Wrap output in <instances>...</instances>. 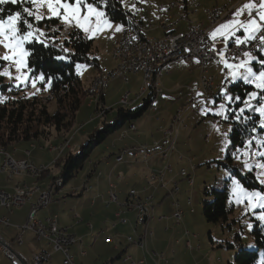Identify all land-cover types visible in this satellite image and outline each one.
I'll return each instance as SVG.
<instances>
[{
    "label": "rangeland",
    "instance_id": "374dc122",
    "mask_svg": "<svg viewBox=\"0 0 264 264\" xmlns=\"http://www.w3.org/2000/svg\"><path fill=\"white\" fill-rule=\"evenodd\" d=\"M118 1L121 3V6L123 8L132 10V12H134L138 16L147 17L148 15H151L154 16L156 19H158L162 13V9L165 6H167L168 3L175 2L176 0L173 1L172 0H118ZM60 3L61 4L68 3L75 6L76 0H60ZM87 4H93L98 11L105 13L104 1L101 2L100 6H97L92 1L85 0V2L80 5L81 17L87 14ZM19 5L21 8V10L19 11H22L24 7H29L32 9L34 13L31 19L28 16H26V14L24 16V18L27 19L28 22L32 25V28L31 29L27 28L26 31H31L33 33V38L29 41H26L23 44V49L25 51H27L26 44L28 42H31L33 40L46 42L48 41L49 38L48 34L51 33H55L52 39L57 38L59 42H61L62 39L66 38L67 33L71 29H78L82 31V33L86 35L88 38L92 39L93 47L91 51V57L97 58V62L99 66L101 68H108V70L115 67L116 61L113 58L114 47L125 28L120 23L112 21L104 15L103 17L100 18L101 23L107 20L111 26L110 27L103 26L97 30L96 18L95 16H92L90 17L89 26L95 30V34L93 35L92 32H85L82 28L77 27L75 18H70L69 20H65L63 8L59 9L60 12L59 16H53L51 10L48 8L47 0H43V2L37 6H33L28 3L19 4ZM55 6L56 5L54 3V7ZM7 15H5L4 18H6ZM35 15L41 16L42 19L37 21L35 19ZM51 19H56L57 22L52 23ZM117 26H120L119 31H117ZM56 32L58 34H56ZM20 34L22 35L23 32ZM5 55L11 56L12 51L6 48L3 44H0V73L8 71L11 74L10 76L1 75L3 77V82L6 83L8 86L7 87L8 92L22 87L23 88L21 92L22 95L24 93L26 96L29 97L36 96L41 98L38 99L39 102H45L43 97H45L47 94L48 82L39 79L41 74H30L27 65V57L25 58L26 66L21 70V72L27 74L28 78L25 81L20 82L15 79L17 75L21 74V72H18L16 69L15 58L13 60H3L2 57ZM261 58H264V50L261 51L260 55H250V56H245L244 59H240V61L241 60L246 61L247 67H250L252 69L253 75L250 78L253 79L254 81H255V76H258L260 71H264V66H262L260 63ZM77 65H80L81 67L77 68ZM247 67L242 69L241 72L242 75L248 74ZM208 68H209V64H208ZM75 69L76 72L79 74V77L82 80L83 84H86L90 76L92 74L94 75L97 71L95 67L87 66L84 63H76ZM184 71L186 72V75H182V76H180L181 74H177V73L171 75L168 74L169 76L167 77L169 79V82L174 81L175 79H177V77L180 76L179 85H182L188 79L196 78V76L198 75V70H194L193 72H188V69L185 68ZM140 76L141 73H137L135 75L127 74L128 77L127 82H125L121 76L111 78L109 80L108 86L104 90L105 93L104 107L105 109L112 107V109L105 116L102 115L98 116L97 112L95 111V107H96L95 101L93 103H89L90 97L88 95L85 96L80 108L76 112V116L74 119L75 124L73 123V126L68 135L69 140L71 139V136L77 131V129L81 128L84 125L81 124L83 122H89L94 120V122L91 125L87 127L86 126L83 127L84 130L88 131V129L90 128L92 130L93 127H95L98 123L101 124L102 121H104V119H112L111 118L112 115L116 113L117 108L121 105V102L117 104V100L119 99L120 96L124 95L127 92H130L131 95L138 94L139 91L138 89L140 88V86L143 85V80ZM33 80H35V85H33L32 83ZM240 81L243 85L250 86V90L248 95L244 98L242 104L239 105L237 109L235 108V104L239 102L240 99L236 100L235 97L237 96L240 97V96L231 92L228 89L229 84H226L223 85L222 87V98L224 97L226 99L225 103H222L221 102L222 100H219V102L216 105L213 104L205 105L206 102L203 100L205 102L204 103L200 99L199 101L200 104L197 108L192 109V107L191 108L188 107L186 109V106L185 105H184L185 107L183 106L184 104L183 98L179 99L177 95H175L174 98H170L169 97L170 95H168L167 92L165 91L163 94H160L158 99L152 102L151 106L148 107L140 116L142 117V119L144 118L145 120H150L153 123V125L150 126V128L153 131L156 125L158 129L160 125L161 126L170 125L172 121L171 119L173 117H176L177 115L180 117L182 115L186 116L185 119L187 120L185 121V125H186L185 129L186 131L190 130V135H191L190 146L187 147V150L190 149L188 155L190 156L193 154L197 155V159L192 163L193 166H190L191 163H189V160L186 158L183 160H179L176 164L174 163L175 165H173V163L170 161V158H168L169 159L168 162L173 167V172H172L173 177H172V183L169 184L168 188L162 189V193H164L165 195V197L164 196L163 197L164 199L166 198L167 200H165V202L160 205V207L163 208L160 211V215L162 214L164 216H167L169 215V213H171V204L172 201L174 202L176 200V197L179 200L180 206L183 207L182 209L184 211V213L181 216L179 225L173 223L174 221H172V219L166 222L167 226L170 228L169 233L170 235L172 234L173 240L180 239L179 245L178 244L176 245L177 247H176L175 256H173L175 261H172L170 258H168L169 264H173V263L174 264H229L231 258L233 257V249L227 248V246L228 244L234 243L235 232H240L244 237H248L249 231L251 229L249 228V225H252L254 221H258L261 224L264 223V221H260L257 219L258 215L262 210L259 208L253 209L248 203L249 200L248 196L245 195V192L255 191V192H260L261 194H264V192L261 191L260 188L246 187L239 180L238 177L232 174L233 167L223 166V163H225L226 161L225 152L229 144V135L232 130L231 119L230 118L225 119L224 117L225 115L229 117L230 113L237 111V113L233 118L234 120H238L236 119V116L239 115L246 120H251L252 122H255V126L252 127L253 134L245 140V143L242 147H238L235 150L236 152L233 153L232 165L234 167L239 168L242 173L251 172L254 175L255 180L258 183H261L260 178H258V172L260 170L257 169L255 165L258 163H264V159L258 157L255 154L257 152L264 151V147H261L260 144L258 143V141L264 140V130L261 129V114L255 111V109L264 106V89H257L255 86V82L245 83L242 78L236 79L233 83L235 84ZM17 84H19L18 87L16 86ZM200 87H201V83H200ZM4 92L5 91L0 90V96H4L7 94V92L5 93ZM252 92H256L257 96L250 98L249 94ZM177 94L182 95L180 94V92ZM228 97H233V99L230 101ZM212 100L213 99H211L210 102H212ZM244 101H248L251 107L246 108ZM141 103H142V99H140L135 106L140 105ZM153 104L155 106L154 109L152 108ZM222 104L225 106L224 111H221L220 109V106ZM240 108L245 109L243 113L239 112ZM47 109L49 112L54 111L55 109L54 100L50 99V101L47 103ZM155 109L157 110L156 115H158L157 118L159 120H156L154 118ZM209 109H211V111H209ZM245 111H248L251 114L248 115L245 113ZM253 114L256 115L258 118L252 120L251 118H253L252 117ZM214 118H219V121L215 125L212 124ZM125 125L127 126L126 123L123 126ZM157 128H155V130ZM120 129L121 128L111 132L109 135H111L114 132L116 133L119 132ZM209 130H212V134L210 137V143L206 144L203 142V138ZM51 134L52 135L48 140L46 141L40 140L38 142H35L34 146L25 142L18 143L16 145L18 152L13 153V157L15 156L14 158H16V156L17 157L20 156L21 152L24 149H28L30 151V156H28L30 161L35 162V164H37L36 162H43V164H46L45 166L48 167L49 169V170L47 169V172L49 171L48 173L49 177H54L58 175L60 171V164L56 165L54 163L56 162L58 157L60 158L63 157L65 153L64 152L60 153L59 151L57 152L53 150L54 148H51V150L55 151L54 154L47 149L50 143L51 144L56 143L58 140L57 139L58 137H56L55 133H51ZM109 135L106 137V139L109 137ZM250 140L252 141L251 146L248 145V142ZM153 141H157V140H153ZM103 146H104V142L102 141L100 144L94 147L83 167L78 171V173L74 177H72L69 181H67L64 184L63 186L64 189L80 183L82 179L81 177L89 170V160H92V157L93 158L96 157V155L102 151ZM77 149L78 148L73 146L71 152L77 151ZM8 152H12L11 149H8ZM244 152H248V155L247 156L242 155V153ZM203 153H207L205 156L206 158L203 156L204 155ZM245 160H247L249 164L253 165L251 171L243 167V161ZM51 163L52 165H50ZM182 168L185 169L188 175L192 178V184H188V179L185 176L179 175V171ZM22 175L30 176L25 173H20L12 177H8V175L4 173V176L3 175L0 176L3 177L6 176L8 179L13 178L14 180H18L21 178ZM234 179L240 182L241 187L243 188L244 191L242 192L233 191L235 187L233 184ZM1 180L3 179L1 178L0 182ZM165 180H167V177L165 178ZM226 181H228L229 186L231 185L230 188L231 195L228 199V204L229 206L232 203L234 204L233 212L232 211L229 212L230 213L229 217L226 220L227 224H231V228H228L226 223L207 222L205 221L202 214V200L205 197L204 190H210L211 188L221 189ZM175 182L177 183V188L173 190ZM20 185L23 184L14 185L10 190H7L6 188H2V187L0 189L12 191L14 187ZM24 185L25 186L23 187L26 188L28 187L29 189H32L36 184L29 186L24 183ZM188 200L189 203H187ZM158 216H159L158 213H156V217ZM161 230L163 232V228ZM185 230L189 232V235L180 236V234L177 233V232H183ZM128 236H131L133 238L138 237L135 234H129ZM162 237H163L162 238L163 241L168 240V235H164V236L162 235ZM185 240L190 241L191 244L190 250L187 249L188 247L186 248L187 244ZM88 241L89 239L85 238V243ZM159 242H157L153 246L148 245V249L150 253L154 251L155 254H161L160 251H162L161 250L162 248H160L161 243ZM29 243L30 240L28 242L24 241L25 246L23 247L27 248ZM251 247H253V245ZM150 253L147 254L149 255ZM163 256L166 257L165 255ZM104 259L105 256L97 260V264L104 263L105 261ZM0 264H12V262L8 258H6L3 253L0 252Z\"/></svg>",
    "mask_w": 264,
    "mask_h": 264
},
{
    "label": "crops",
    "instance_id": "0c3cea01",
    "mask_svg": "<svg viewBox=\"0 0 264 264\" xmlns=\"http://www.w3.org/2000/svg\"><path fill=\"white\" fill-rule=\"evenodd\" d=\"M248 3H253L255 5V7L251 10V13H249V11L245 9L239 16H236L235 19L244 22H247L249 19H255L259 24L264 26V23L259 20L257 12L260 0H257V2L245 0L241 3H236L235 0H199L195 4L190 3V6L187 7L186 10L184 9L186 15L185 18L180 19H178L179 14L182 11L180 6L169 7V3L162 9V13L158 19L151 15H148L147 17L138 16L134 12L133 15L135 20L141 25L142 32L145 35H152L157 38H163L168 32H185L189 24H206L208 21L206 10L211 6L225 8L228 7V5L234 4V7L228 12L229 18L227 19L226 13L225 19L227 20L215 24L209 30L208 34H210L219 25L226 23L230 19H233L236 10L241 9L245 4ZM148 18L154 19L152 25H148ZM161 24H165V26L167 27H161ZM236 34L240 35L241 38H243L244 36L243 30L238 31ZM209 37L211 36L209 35ZM232 42H234V39L229 40V42L225 44L223 42V39L219 35L215 39V44L218 48H223ZM220 53H223V51L220 50L217 57L209 61L205 67L207 69L206 73L212 76L214 82L219 85L220 94H218V96L221 95L222 97L223 85H230L234 81L229 75L230 71L232 70L225 66L223 62L225 57L223 55L222 58ZM239 61L240 59L235 62L228 63L239 64ZM185 68L188 69V72L198 70V75L196 76V78L188 79L182 85H179V77L182 75H186V72L184 71ZM242 69H239L240 73L242 72ZM97 72L98 70L94 75L92 74L90 76L85 86H89L91 79L97 74ZM137 73L141 72L128 74L135 75ZM174 73L181 75L174 81L169 82L167 76ZM200 76L201 73L198 68V60L196 58H192L190 60L176 59L172 61L170 63L169 71L164 72L159 79L160 91L154 94L152 102L156 101L159 95L163 94L166 91L167 94L170 95V98H174L175 95H177L179 99L183 98V106L185 105L186 109L188 107H192L190 103L186 102V99L192 97L193 93H195L196 100L198 104H200ZM140 77L142 78V73ZM122 78L125 82L128 81L127 75L125 76V78ZM142 87L143 85L140 86V88L138 89V94L136 95H131L130 92H127L129 102H127V105L125 107H134L140 99L146 96L148 90L140 94ZM105 89L102 90L100 95V98L103 102V104L101 105L103 106L105 103ZM179 92L182 95H178L177 93ZM122 96H120L117 100V104L120 103L119 101ZM212 99L213 100L210 103H205L204 101L203 102L205 103V105H216L219 102L215 97ZM152 106V108L154 109V104ZM156 111L157 110L155 109L154 118L156 120H159L157 118L158 115H156ZM185 117L186 116L184 115H182L181 117L177 115L176 117H173L171 119L173 120L174 118H179L181 122L176 128V133H174L175 150L170 153L171 155L169 154L170 157L168 156V158H170V161L173 163V165H175L179 160H183L186 158L189 160V163H191L190 166H193L192 163L197 159V155H188L190 149L187 150V147L190 146L191 135L190 130L186 131L185 129V121L187 120L185 119ZM143 119L142 117H140L135 119V121L133 120L132 122H127L126 124L128 127L126 125L122 126L119 132H114L109 135L107 139L105 138L103 140L104 146L102 151L98 153L96 157H92V160H89V170L81 177L82 179L80 183L72 185L65 189L63 188L64 185H62L61 189H56L57 187H55V189H53L52 191L51 201L47 205L40 207L36 213L37 217L40 219H43L47 216L56 215L59 225L67 227L68 231L76 236V241L68 248V252L73 257L75 264H97V260L103 258V256H105V261L102 264H138L139 260H143L142 264H155L156 262L159 264H169L168 258H170L172 261H175L173 256H175L177 247L176 245H179L180 239L173 240L172 234L170 235L169 233L170 228L167 226L166 222L171 219L172 221H174L173 215L177 211V208L182 210L181 216L184 211L182 209L183 207L180 206L179 200L176 197V200L174 202L172 201L171 204V213H169V215L167 216H164L162 214L160 215V211L163 209L160 207V205L164 203L165 200H167L166 198L164 199L165 195L164 193H162V189H167L169 184L172 183L173 167L171 166V172L165 173L164 180L166 177L167 180H165L166 185L164 187H161L156 180H154L153 182L148 181V177L152 172L160 170L165 163H168L169 165L171 164L168 162L169 159L164 160L159 152L155 150L151 145L152 140L161 139L162 133L157 128V125L155 126V128H157L158 130H155L154 128L153 131L150 128L153 123L150 120ZM93 122L94 120L81 123L84 125L81 128H78L77 131L71 136L69 145L70 147L67 151H71L73 146L78 148L85 142L88 135L93 131L95 127L99 126L100 123L93 127L92 130L91 128L88 129V131L84 130L83 127H87ZM130 124H133L135 126V131L129 130ZM212 124L215 125L216 123H213L212 121ZM160 127L163 126L160 125ZM212 130H209L210 132L208 131L205 134L203 138L204 143H210ZM122 131H125V136L122 139H119V134ZM142 145H144L145 147L143 148ZM47 149L55 154V151L51 150L50 148ZM25 150L28 149H24L21 152L20 156H16V158L30 160L28 158V156H30V151L28 150L29 154H26ZM121 150H125V152L122 159L117 161L116 158L120 154ZM17 152L18 151L16 148L14 152H11L12 154L9 152L7 153L13 155V153ZM203 154V156L205 157L207 153ZM1 162L2 154L0 153V163ZM33 163L35 164V162ZM36 163L37 164L35 165H46L43 164V162ZM50 165H52V163ZM4 173L5 172L0 171V175L4 176ZM48 173L49 171L43 174V176H41L40 178H33L30 176L22 175L18 180H14L13 178L8 179L6 176H0V179H3L0 182V188L2 187L10 190L14 185L25 183L29 186L36 184L34 186L35 189H43L47 186L48 181H50ZM110 183H113L115 185L117 201L108 200V188ZM84 185L88 186L87 190L72 192L73 186ZM2 190L7 191L5 189ZM36 199L37 193L33 194L24 205L18 208L13 207L11 209H7L4 206L0 205V218L5 217L8 220V224L0 223V235L7 240L13 241L12 246L24 259H29L33 253L40 250H50V247L46 242L39 243L34 239V233L31 230H25L22 233V243H18L15 241V237L19 233V226L26 221L27 215L30 210V204L36 201ZM136 199L142 202L148 201L146 205L149 211V218H147L145 222H140L137 220L136 210H124L123 203L125 201H132ZM176 202L178 204V207L175 204ZM118 212H120L119 215H117ZM156 213H158V217H156ZM161 216L162 218H159ZM162 228L163 232L161 230ZM185 231L177 233L180 234V236L189 235L185 234ZM129 234H135L138 237L144 236V244L141 246L130 243L127 240ZM162 235H168V240L163 241ZM170 236L172 237V239ZM85 238L89 239V241L86 243ZM29 240L30 243L28 244V247H23L25 246L24 241L28 242ZM185 241L186 244L187 242H189L190 244L189 240ZM157 242L161 243L160 248H162V251H160V253L162 254V257L152 256L148 249V245L153 246ZM187 249L190 250V247H188ZM147 253H150V256ZM127 255L131 256V259L124 260V257ZM163 255H165L166 257H164ZM45 264H63V254L60 251H52L50 260Z\"/></svg>",
    "mask_w": 264,
    "mask_h": 264
},
{
    "label": "trees",
    "instance_id": "16d2710c",
    "mask_svg": "<svg viewBox=\"0 0 264 264\" xmlns=\"http://www.w3.org/2000/svg\"><path fill=\"white\" fill-rule=\"evenodd\" d=\"M90 1L97 6H100L101 2L104 1L105 16L122 26L128 23L130 19H135L132 10L123 8L118 0ZM0 7L5 9L3 16L21 10L20 5L9 4L0 5ZM29 18L31 19V17ZM51 22L56 23L57 21L51 19ZM20 27L21 33L27 29L24 25ZM54 34H48L49 38L46 42L33 40L26 44L29 53L27 65L31 70L30 74L43 73L44 81L48 82L47 94L43 97L45 102H39L38 99L41 98L36 96L29 97L24 93L22 95V87L8 92V86L3 82V77L0 75V90L7 92L6 95L0 96V148L7 152L8 149H11L14 152L18 143L25 142L34 146L35 142L46 141L51 137V133H55L58 140L56 143H50L48 148L57 147L65 142H68V146L62 151L65 155L61 158L58 157L54 163L60 164L58 175L50 177L49 180L60 178L62 185H64L83 167L96 145L125 123L139 118L151 106L155 93L153 87L150 86L140 105L132 108L120 105L111 117L112 119H104L99 126L95 127L77 151H67L70 147L68 135L73 126L76 112L87 96L88 87L82 83L75 65L76 63H84L87 66L95 67L98 71L100 66L97 58L91 57L92 39L84 35L82 31L71 29L61 42L57 38L52 39ZM56 34L58 33L56 32ZM260 54L261 52H258L256 55ZM228 89L240 96V101L235 104L237 109L248 95L250 86L243 85L240 81L235 84L231 83ZM218 94H220L219 90L214 97L217 98V101L222 100L223 98ZM50 99L55 102L53 112H49L47 109V103ZM100 101L102 102L101 98ZM236 113L237 111H234L229 116L232 122V130L229 135V144L225 152L226 161L223 166L233 167L232 174L238 177L246 187L260 188L264 192V184L258 183L251 172L242 173L239 168L232 165L233 153L238 147H242L245 140L253 134L252 127L255 126V122L246 120L241 116L240 119L234 120ZM245 113L251 114L248 111ZM252 117V120L258 118L254 114ZM53 150L57 151L55 148ZM47 169L41 171L36 178L43 176ZM61 187L56 189H61ZM230 188L231 185L229 186L228 181H226L221 189L204 190L202 214L205 221L226 223L229 212H233L234 209L233 203L230 206L228 204L231 195ZM226 225L231 228V224L226 223ZM234 237V243L227 246V248L233 249V257L229 264H261L264 261V223L254 221L248 237H244L240 232H235ZM252 245L253 247H251Z\"/></svg>",
    "mask_w": 264,
    "mask_h": 264
},
{
    "label": "built area",
    "instance_id": "2783aa9c",
    "mask_svg": "<svg viewBox=\"0 0 264 264\" xmlns=\"http://www.w3.org/2000/svg\"><path fill=\"white\" fill-rule=\"evenodd\" d=\"M190 1L199 0H176L175 2L169 3V7L180 6L182 11L179 14L178 19L185 18V10L190 6ZM245 0H235L236 3H241ZM257 2V0H251ZM234 5V4H233ZM228 5V7L221 8L218 6H211L206 10V15L208 21L206 24L197 23L189 24L186 31L182 33H172L168 32L163 38H157L152 35H146L150 37V44L139 43V35H145L142 32H137V25H140L135 19H130L129 22L135 23V31L133 35H128L127 44H132V49H144V56H136V63L133 66H124L120 68H114L112 70H107L109 72V80L118 76H125L128 73L141 72L143 78V87L141 88V93H144L150 86L153 87L154 93L160 91L159 79L164 72H168L170 69V63L176 59L190 60L196 58L198 60V68L200 70V83L207 84V92H200V99L203 102L204 95H213V92L219 90V85L213 80V77L206 73V64L215 59L220 50L223 51L224 57L228 62H235L239 59H244L245 53L255 54L257 47L260 42L258 39L251 40L243 45H237L235 42L229 45L218 48L215 41L209 37V30L217 23L225 21L229 18V10L234 6ZM185 9V10H184ZM219 12H227V19H219ZM246 16V15H245ZM154 22L153 18H148V25H152ZM166 24V23H165ZM165 24H161V27H167ZM264 34V26H262L261 33H255L257 37ZM109 80H105L103 83L98 84V93L96 94V107L95 111L98 110V105L103 104L100 101V95L103 89L108 85ZM225 98L223 97L222 103H224ZM119 102H129L128 93L124 94ZM186 102L192 105L195 109L198 107V102L196 100V95L186 99ZM111 111V108H106L103 112L107 114ZM219 118H214L213 123H217ZM181 121L179 118H174L170 125L163 126L159 128L162 133L161 141H153L152 147L159 152L164 160L168 159L169 154L175 150L174 133H176V128ZM129 130L135 131L136 128L133 124H130ZM125 136V131L119 134V139ZM144 148L145 146L142 145ZM56 149V147H53ZM125 150H121L120 154L117 156V161L121 160ZM41 165H35L32 161L27 159H17L11 156L2 155V162L0 163V168L8 169L12 176L21 173V169H28L31 173H35ZM171 165L165 163L160 170L152 172L148 181L153 182L156 180L161 187L166 185L164 181V176L166 172H171ZM180 176H185L188 179V184H192V178L188 175L185 169L179 171ZM24 184L20 185L18 192H4L0 189V205L11 209L13 207H21L24 205L29 198L37 193L36 201L30 204V210L27 215V219L23 225L19 226V233L15 237V241L22 243V233L25 230H31L34 233V239L37 242H46L50 247V250H40L33 253L29 259H24L12 246V242L3 238L0 235V251L8 258L12 264H45L51 258L52 251H60L63 254V264H75L73 257L69 254L68 248L76 241V236L69 232L67 227L60 226L56 215L47 216L43 219L37 217V211L40 207L47 205L52 198V191L55 189V180L48 181V185L43 189L26 190ZM177 188L176 182L174 183L175 190ZM88 186H73L72 192H78L81 190H87ZM108 200H116L117 194L115 185L113 183L109 184L108 188ZM189 201V200H188ZM148 201L142 202L138 199L132 201H125L123 203L124 210H136L137 220L140 222H145L149 218V211L147 209ZM178 207L177 202L175 203ZM120 212L117 213L119 215ZM151 217V216H150ZM159 218H162L159 217ZM175 224L180 223L181 210L177 208V211L173 215ZM0 223L8 224V220L5 217L0 218ZM56 228H64L66 230V239H59L56 236ZM185 234H189L185 231ZM130 243L143 245L144 236L133 238L131 236L127 237ZM187 247H190L189 242H187ZM83 253V252H82ZM153 256L162 257V254H155L154 251L151 252ZM131 259V256L127 255L124 260ZM143 260H139L138 264H142ZM159 264V263H155Z\"/></svg>",
    "mask_w": 264,
    "mask_h": 264
},
{
    "label": "snow or ice",
    "instance_id": "6c2138e0",
    "mask_svg": "<svg viewBox=\"0 0 264 264\" xmlns=\"http://www.w3.org/2000/svg\"><path fill=\"white\" fill-rule=\"evenodd\" d=\"M43 0H0V5H19L28 3L33 6H37L40 3H42ZM85 0H76L75 6L72 4L64 3L61 4L60 0H47L48 8L51 10L53 16H59L60 12L59 9H64V19L69 20L70 18L76 19V25L79 28H82L85 32H92L93 35L95 34V30L89 26L90 17L95 16L96 18V29L103 26H111L107 20L103 21L101 23V17L105 15V13L98 11L93 4H87V14L83 15L81 17V9L80 5L84 3ZM55 3V7H54ZM255 7L253 3L245 4L241 9L236 10L234 13V18L228 20L226 23H223L219 25L216 29H214L209 35L212 37V39L215 41L217 36L219 35L225 44L229 42V40H233L237 45H243L245 43L250 42L251 40L258 39L262 42V46H264V34L257 37L255 33L260 30L262 27L261 24L257 22L255 19H249L247 22L240 21L238 19H235L236 16H239L245 9L251 13V10ZM5 12V9L3 7H0V44H3L6 48L10 49L12 51V55H5L2 57L3 60H13L15 58V64L16 69L18 72H21V70L26 66V60L25 58L29 55L27 51L23 49V44L26 41H29L33 38V33L31 31H24L21 35V25L26 26L27 28L31 29L32 25L28 22L27 19L24 18L25 14L28 17H32L34 15L33 11L29 7H24L22 11H15L12 13H9L6 18L2 15ZM259 20L264 22V0H260L259 8L257 9ZM35 19L39 21L42 19L41 16L35 15ZM120 30V26H117V31ZM240 30H243L244 36L241 38L240 35H237L236 33ZM220 55L223 58V53H220ZM250 53H245V56H250ZM18 57V58H16ZM58 59H61L58 57ZM225 66L229 68L230 73L229 75L232 77L233 81H235L238 78H242L245 83H253L255 82V86L257 89H264V71H260L258 76H255V81L251 79L250 77L253 75L252 69L250 67H247V62L244 60H241L239 64H231L228 63L226 59L223 60ZM260 63L262 66H264V58L260 59ZM80 65H77V68H80ZM247 67V75H242L239 72V69L246 68ZM29 71H31L29 69ZM0 75H11L10 72L5 71L3 73H0ZM27 74L21 72L20 75H17L15 79L17 81L23 82L27 79ZM44 74L42 73L39 77L40 80H44ZM33 85H35V80L32 81ZM17 87L19 84L16 85ZM257 93L252 92L249 94V97H256ZM228 99L231 101L233 97H228ZM236 100H239L240 97H235ZM245 107H251V105L248 103V101H244ZM221 111L225 110V106L222 104L220 106ZM244 108H240L239 112L243 113ZM211 111V109H209ZM255 111L259 112L261 114V129L264 130V106L259 107L255 109ZM220 114V113H218ZM225 119H228L229 117L225 115ZM236 119H240V116L237 115ZM261 147H264V140L258 141ZM248 145H252V141L250 140L248 142ZM242 155L247 156L248 152L242 153ZM255 155L258 157L264 159V151L257 152ZM243 167L249 169V171L252 170L253 165L249 164L247 160L243 161ZM257 169L260 171L258 172V178H260V182L264 184V163H258L255 165ZM234 184V192H242L244 191L241 187V184L238 180H233ZM245 195L248 196L249 205L255 209L259 208L262 211L258 215L257 219L260 221H264V194H261L260 192H245ZM255 201V202H253ZM252 225H249V228H251ZM261 264H264V261L261 262Z\"/></svg>",
    "mask_w": 264,
    "mask_h": 264
},
{
    "label": "bare ground",
    "instance_id": "6f19581e",
    "mask_svg": "<svg viewBox=\"0 0 264 264\" xmlns=\"http://www.w3.org/2000/svg\"><path fill=\"white\" fill-rule=\"evenodd\" d=\"M190 3H197V1H190ZM226 13L219 12V19H225ZM125 28L119 38V40L116 42L114 51H113V58L116 61V65L114 68H120L124 66H133L136 63V56H144V49H132V44H127L128 42V35H133L135 31V23L134 22H128L125 25ZM137 32H142L141 25H137ZM262 32V27L257 33ZM143 33V32H142ZM139 43L143 44H150V37H146V35H139ZM264 50V46H262V42H260L259 46L257 47V50L255 52L256 55L258 52H261ZM112 68V69H114ZM110 69V70H112ZM108 68H100L98 73L91 79L89 86L87 87V95L90 97V103L95 101L96 94L98 93V84L97 83H103L105 80H109V72H107ZM201 92H207V84L201 83L200 87ZM218 91V90H217ZM217 94V92H213V95H204L203 100L206 103H209L210 100ZM223 101V99H222ZM122 106H126L127 102H121ZM106 109L103 105H98V110H96L97 115H102L103 112H105ZM162 140V139H161ZM157 140V141H161ZM175 142V138H174ZM59 145V144H58ZM68 146V142H65L64 144H61L56 147V149L61 153L65 147ZM0 153L4 156H11L9 153L6 152V150L0 148ZM26 154H29L28 150H25ZM46 166H40L38 170L33 174L28 169H21V173L28 174L32 177H37L41 171H43ZM0 171L5 172L8 176H12V174L9 172L8 169L0 168ZM52 180V179H51ZM62 181L61 179L55 178V187L61 186ZM18 189H20V186L15 187L11 192H18ZM26 190H35V188L29 189L28 187ZM4 191V190H3ZM7 192V191H4ZM115 201V200H110ZM189 203V201H187ZM56 236H58L59 239H66V230L64 228H56Z\"/></svg>",
    "mask_w": 264,
    "mask_h": 264
}]
</instances>
